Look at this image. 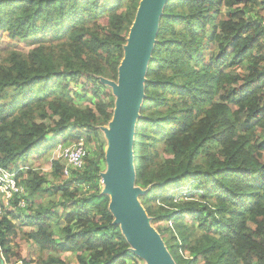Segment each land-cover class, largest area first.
I'll list each match as a JSON object with an SVG mask.
<instances>
[{
  "label": "trees",
  "instance_id": "16d2710c",
  "mask_svg": "<svg viewBox=\"0 0 264 264\" xmlns=\"http://www.w3.org/2000/svg\"><path fill=\"white\" fill-rule=\"evenodd\" d=\"M140 1L0 0V42H41L27 53L7 52L0 65V169H26L19 172L30 209L26 241L48 253L41 264H65L52 252L74 253L76 264L139 260L115 225L110 197L94 191L79 198L73 187L99 186L97 164L74 170L66 185L55 187L64 200L61 214L55 206L34 208L54 194L28 164L56 143L51 135L91 142L111 122L116 103L106 100L101 79L118 80ZM258 4L168 0L159 20L134 157L148 216L173 223L165 232L176 244L167 243L176 264H264V145L258 134L264 130V17L260 9L256 19L247 16ZM81 79L84 96L71 89ZM72 94H89L98 103L79 108ZM162 144L170 155L157 162L153 149L157 158ZM53 176L64 177L62 162H53ZM12 217L21 221L10 211L0 221V260L6 264L16 256ZM60 218L65 225L59 233ZM195 223L206 232L185 257L181 249L190 246Z\"/></svg>",
  "mask_w": 264,
  "mask_h": 264
},
{
  "label": "water",
  "instance_id": "95a60500",
  "mask_svg": "<svg viewBox=\"0 0 264 264\" xmlns=\"http://www.w3.org/2000/svg\"><path fill=\"white\" fill-rule=\"evenodd\" d=\"M168 0L140 2L119 72V96L111 123V141L106 155L110 175L105 177L115 225L122 229L135 254L148 264H175L160 236L149 226L150 219L136 199L135 170L136 124L145 97V76L151 60L153 46ZM0 264H6L3 259Z\"/></svg>",
  "mask_w": 264,
  "mask_h": 264
},
{
  "label": "rangeland",
  "instance_id": "374dc122",
  "mask_svg": "<svg viewBox=\"0 0 264 264\" xmlns=\"http://www.w3.org/2000/svg\"><path fill=\"white\" fill-rule=\"evenodd\" d=\"M143 0H141L140 2L142 3ZM240 8H242V5H240ZM261 10L260 14L262 17H264V1L263 0H259V4L256 10L252 11V12H248L247 16L249 17H254L253 19L257 18V13L258 10ZM229 10L224 9L222 12V15L225 17L228 15ZM264 23V21H263ZM132 28L130 29L129 33H128V37L130 36ZM46 43H48V39L45 40ZM39 43H41L39 41V38L36 37H32L26 41L24 40H19V41H13V42H0V65L5 63V60L7 59V52L10 51H16L19 50L20 52L23 53H27L29 52L32 48L36 47ZM214 54V52L210 51L207 52L205 58L208 60L212 55ZM199 69L202 68V66L198 67ZM246 65H243L241 67V69H245ZM101 82L104 84V90L105 92L108 94L106 100L109 99H114L115 103L116 101H118L119 96L117 94V89L119 90L120 88V83H119V78L117 81H113V80H109V79H101ZM145 82H146V76H145ZM83 84H84V79H81L80 83L78 85H72L71 89L72 92L75 93V95H80V96H84V92H83ZM73 98H74V104L79 107V108H85L89 105L95 106L98 103V100L94 99L91 95H86L84 98L85 99H81V97L79 96H74L72 94ZM146 96V94H145ZM145 99V97H144ZM143 99V100H144ZM116 110V109H115ZM114 110V111H115ZM140 115V113H139ZM114 122V118L111 120V122L100 128L99 134L96 137L92 138L91 142H87L84 139H81L84 141L85 147L87 148V152H88V156L86 159V167H90V162H93V164L95 163V165L97 164V169L99 170L98 174H99V186H95L96 181H92L89 182L88 184H81V187H77V185H73L74 188L77 189L78 191V196L79 198L84 197L85 195L92 193L94 191H102V193L105 192V190L107 189V184L105 182V177L110 175V168H109V164L107 163V159H106V155L108 153V150L110 148V138H109V133L112 132V127H111V123ZM50 124H52L50 122ZM261 136V140L260 143L262 145H264V130L258 133ZM51 141H56L55 144L52 145V147L50 148V150L43 152L40 156L34 157L30 160V163L28 164V167L30 169H34L37 170L39 172H41V174L45 177V179L47 180L45 187L50 189V195L54 194V196L52 198H48L45 196V198L43 199L44 196H42V200H38L36 202V204L38 205H34V208L38 207L39 204L43 205L45 207H56V211L58 213H63L64 209L63 207L60 206V204L64 201L61 194L56 192L55 187H59V186H64L66 185L69 181L70 178H66L65 176L61 179H56L53 176V162L55 161H60L61 159L59 158L61 151L64 149H67L69 147H73L77 142H73L70 138H68L66 141L61 138V137H54V136H50ZM102 149L104 155H99L98 151H100ZM153 153L155 154V159L156 161H161L163 162L164 159H166L169 155L170 152H167L165 146L162 144L159 146V148L157 149L158 151V157L157 156V152L156 149H153ZM62 161V160H61ZM60 161V162H61ZM63 165L64 162L62 161ZM87 168L81 170L82 172L85 171ZM92 168V167H91ZM22 173L26 172V169H21ZM95 171V170H94ZM26 179L25 176H20L19 177V181L21 182L22 180ZM138 185L135 183L134 185V189H138ZM190 187H184L181 188V191H184L187 193V195L190 196L189 193V189ZM143 191V190H142ZM195 195L196 191H193ZM185 194H181L178 195L176 197L175 201H180L181 196H185ZM142 197V192L137 190V195H136V199L138 201V203L141 205V208L145 211L146 215L148 216L147 212H146V208L142 203L141 200ZM197 197V196H196ZM70 198H68L67 200H69ZM156 205L158 206L159 203H156ZM12 212V211H10ZM7 213V211H6ZM12 213H16L18 216H21V221L18 220V218H13V223L16 227V237L13 238L12 243H13V253L16 255L15 257H13L10 261V264H23V262L25 264H41V260L46 259V257L48 256V253L46 252L45 254H41L39 252V249L37 248L36 245H34L32 242H27L26 241V237L28 235V233L32 230L29 226H26L24 223L27 222V218L30 215V209L29 206H27V209L25 211H21L20 209H15L14 212ZM148 218L150 219V217L148 216ZM61 220H59V222H57V226H55V229L58 231L60 229V227H63L65 225V221L60 218ZM23 224V225H22ZM173 223H167V222H161V223H155L153 222L151 219L149 221V226L153 229V231L155 233H157L160 238L162 239V241L164 242V245L167 249V251L170 253L169 248L167 247V243L168 242H172V241H168L169 238H171L170 234L165 232L166 228L169 227L171 228V225ZM188 226L189 223H188ZM191 227V226H190ZM199 224L195 223L194 225V229L190 228L189 232H194L193 236L189 239L188 243H189V247L185 250V249H181L182 253L185 257H190V252H189V248L193 247L197 244V241L200 240L202 238V236L205 234V230L204 229H200L199 228ZM61 230V229H60ZM59 230V233H60ZM214 234V231L212 232L211 235ZM60 236V234H59ZM62 238V237H61ZM63 239V238H62ZM177 242L178 243H182V245H184V242H182V239L179 240V238H177ZM205 243V242H204ZM173 245H176L175 242H172ZM181 246V244H179ZM133 251V250H132ZM133 254L139 259L133 262H136L137 264H148L147 261L142 258L141 256L137 255L134 253ZM171 255V253H170ZM51 256L54 257H59L62 260L65 261V264H76V254L74 253H51ZM172 259L173 256L171 255ZM174 260V259H173ZM204 260H202L199 264H203ZM176 264V263H175Z\"/></svg>",
  "mask_w": 264,
  "mask_h": 264
},
{
  "label": "built area",
  "instance_id": "2783aa9c",
  "mask_svg": "<svg viewBox=\"0 0 264 264\" xmlns=\"http://www.w3.org/2000/svg\"><path fill=\"white\" fill-rule=\"evenodd\" d=\"M262 26L264 29V23ZM87 156L88 152L83 140L77 142L73 147L62 150L59 158L64 162V176L70 178L74 170L84 169ZM20 171L0 169V221L6 211L14 212L15 209L25 211L27 209L28 192L19 181Z\"/></svg>",
  "mask_w": 264,
  "mask_h": 264
}]
</instances>
